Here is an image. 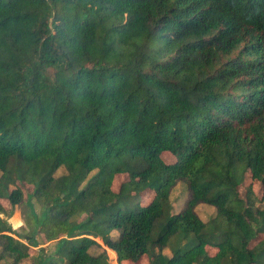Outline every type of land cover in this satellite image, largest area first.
<instances>
[{"label": "trees", "instance_id": "1", "mask_svg": "<svg viewBox=\"0 0 264 264\" xmlns=\"http://www.w3.org/2000/svg\"><path fill=\"white\" fill-rule=\"evenodd\" d=\"M247 171L264 186V0H0V264H110L97 238L118 264H264Z\"/></svg>", "mask_w": 264, "mask_h": 264}, {"label": "rangeland", "instance_id": "2", "mask_svg": "<svg viewBox=\"0 0 264 264\" xmlns=\"http://www.w3.org/2000/svg\"><path fill=\"white\" fill-rule=\"evenodd\" d=\"M162 157L166 162H171L174 160L173 159L174 157L171 154H169L168 152L163 153ZM60 171L61 170H59L58 172H60ZM127 178H128V176L126 173L116 174L113 177V180L111 183V189L114 191H117L119 185L124 180H126ZM19 184H20L21 188L23 189L25 196H27L29 194V192H31V189H32L31 185L26 184V183H22V182H20ZM248 187H251V189L253 190V192L255 193L256 196H261L264 192L263 184L260 181H258L255 177H253L250 171H247L245 173L243 182L237 187L238 195L241 198H244L245 192H246ZM153 196H154L153 191H146L141 197V203H142L141 205L145 206L144 204H148L149 202H151ZM187 197H188V190L186 188V185L182 182L177 183L176 186L173 188V190L171 192V196H170V198L172 200V204H173V212H177L181 209V207L183 206ZM1 202L5 208L11 209V206H10L8 201H6L5 199H1ZM25 209H26V207H23V205L17 206V207L13 208L14 211L12 212L11 216L6 217L3 214H1V216L6 217L8 222L11 224L12 228H14L17 232H19V233L25 232V230L23 229L24 222L22 219V217H23L22 211ZM196 212H197V215L202 220L205 221L208 218H210V216H212L214 214L215 208L211 205L201 203V204L197 205ZM117 234H118L117 232L112 233L113 236H116ZM97 240L100 242V246L99 247H93L91 249V252L96 253V252H99L102 248H104L108 254L109 263L110 264H118L117 259H116V254L114 255L113 252L109 251V248L105 247L101 243L99 238H97ZM37 241L40 244L37 246H31V248H30V252L33 254L39 253L40 248H45L47 250L48 247H50L51 249H53V245L55 243L54 241H52L50 243L44 241L42 234L37 236ZM207 250L210 253H213L215 249L208 247ZM164 252L166 254H169V250L167 248L164 250ZM27 262L28 261L25 260L22 264H27ZM147 263H148V258H147V256L144 255L136 262L124 261L122 264H147Z\"/></svg>", "mask_w": 264, "mask_h": 264}, {"label": "bare ground", "instance_id": "3", "mask_svg": "<svg viewBox=\"0 0 264 264\" xmlns=\"http://www.w3.org/2000/svg\"><path fill=\"white\" fill-rule=\"evenodd\" d=\"M109 251H111V252H113L114 253V255H115V252L113 251V250H111V249H109ZM113 255V254H112ZM113 257V256H112ZM115 258V257H114Z\"/></svg>", "mask_w": 264, "mask_h": 264}]
</instances>
